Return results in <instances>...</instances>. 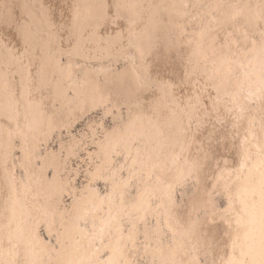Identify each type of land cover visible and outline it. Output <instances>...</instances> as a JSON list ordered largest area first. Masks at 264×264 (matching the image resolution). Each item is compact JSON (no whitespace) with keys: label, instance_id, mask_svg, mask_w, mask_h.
Returning a JSON list of instances; mask_svg holds the SVG:
<instances>
[{"label":"rangeland","instance_id":"374dc122","mask_svg":"<svg viewBox=\"0 0 264 264\" xmlns=\"http://www.w3.org/2000/svg\"><path fill=\"white\" fill-rule=\"evenodd\" d=\"M251 1L0 0V264H264Z\"/></svg>","mask_w":264,"mask_h":264},{"label":"bare ground","instance_id":"6f19581e","mask_svg":"<svg viewBox=\"0 0 264 264\" xmlns=\"http://www.w3.org/2000/svg\"><path fill=\"white\" fill-rule=\"evenodd\" d=\"M247 2L246 3H243V4H245L244 6V8H243V15L241 16V21H240V23H239V25H240V29H241V33L240 34H237V37L236 36H234L235 37V39L236 40H239V43L241 44V48L243 49V50H246L245 48H247L248 49V42L249 43H251V42H253L254 41V39H255V37L254 38H250L252 35H254L255 34V32H256V30H255V27H256V15H254L253 17H252V15L253 14H251V13H253L252 12V8H251V6H250V4H251V0H246ZM6 2V1H5ZM244 2V1H243ZM254 2V1H253ZM11 4V3H10ZM259 4V3H258ZM27 5V4H26ZM40 5V4H39ZM39 5H38V8H40L39 7ZM1 6V5H0ZM23 6V5H22ZM243 6V5H242ZM4 7V6H3ZM30 7V6H29ZM258 7H259V5H258ZM257 7V9H258V11H259V8ZM31 8V7H30ZM201 8V7H200ZM4 9V8H3ZM41 9V8H40ZM110 9V8H109ZM191 9V8H190ZM10 10V9H9ZM192 11H191V13L190 14H192V12L193 11H196L197 13L200 11H198V7L197 8H195V7H192V9H191ZM22 11V10H21ZM39 11V10H38ZM255 13H256V8H255V10H253ZM4 12H6V11H4ZM40 12V11H39ZM11 13H12V11H11ZM49 14V13H48ZM236 14V13H235ZM178 15V14H177ZM198 15V14H197ZM196 15V16H197ZM54 17V16H53ZM191 17V16H190ZM189 17V18H190ZM43 18V17H42ZM97 18V17H96ZM189 18H188V20H189ZM93 21H95V20H93ZM98 21V20H97ZM258 21H259V17H258ZM257 21V22H258ZM85 23V22H84ZM234 23V22H233ZM98 24V23H97ZM229 24V23H228ZM91 25V24H90ZM93 25V24H92ZM95 25H96V23H95ZM225 25H227V24H225ZM224 25V26H225ZM229 25H231V24H229ZM229 25H227V26H225L224 28H226V30L225 31H228L227 30V28L228 27H230V28H233L234 26H229ZM45 26V25H44ZM245 30H244V29ZM249 28V29H248ZM260 28V31H261V34H260V32L259 33H257V42H259V50L258 51H256V54L254 55V59L256 60L255 61V63L256 62H259V64H257L256 66V72H258L257 73V75L259 76V78H262V77H264V43L262 42L263 40H264V26H262V27H259ZM21 29V28H20ZM36 29V28H35ZM35 29H34V31H35ZM248 29V30H247ZM103 33H104V31H103ZM238 33V32H237ZM245 34L244 36L242 35V34ZM32 34V33H31ZM216 34V33H215ZM28 35V34H27ZM215 36V35H214ZM241 36V37H240ZM210 38V37H209ZM40 40V39H39ZM205 40V39H204ZM75 41V40H74ZM79 41V40H78ZM223 41H224V39H223ZM222 41V42H223ZM226 41V40H225ZM224 41V42H225ZM201 42V41H200ZM211 43H212V41H210ZM227 42V41H226ZM22 44V43H21ZM40 44V43H39ZM82 44V43H81ZM23 45V44H22ZM222 47H225L226 49H227V47H226V45H223V46H221V48ZM250 47V46H249ZM44 48V47H43ZM159 48V47H158ZM30 49V48H29ZM98 49V48H97ZM229 49V48H228ZM45 52V51H44ZM43 52V53H44ZM96 52V51H95ZM157 53V52H156ZM92 54V53H91ZM197 54V53H196ZM254 54V53H253ZM236 56V55H235ZM255 56L257 57V58H255ZM92 57V56H91ZM96 57V56H95ZM171 57V56H170ZM193 57H195V56H193ZM94 58V57H93ZM224 58V57H223ZM98 59H99V57H98ZM150 59V58H149ZM198 59V58H197ZM196 59V60H197ZM234 59V58H233ZM243 60H244V62H243ZM249 59H247V58H242V60H240L239 62H238V64H240V66H243L244 67V65H246L247 64V62H249L248 61ZM225 61V60H224ZM236 61V60H235ZM17 62V61H16ZM15 62V63H16ZM196 61H194V63H195ZM201 62V61H200ZM199 62V63H200ZM234 62V61H233ZM261 62H262V64H261ZM14 63V64H15ZM193 63V62H192ZM222 63V62H221ZM252 63V62H251ZM250 63V64H251ZM167 64V63H166ZM196 65H197V63H195ZM207 64V63H206ZM162 65V64H161ZM20 66V65H19ZM208 66V65H207ZM207 66H205V67H207ZM215 66V65H214ZM192 67V66H191ZM195 67V66H194ZM205 67H203V65L201 64L200 66L198 65V69H200L199 70V72H201L202 71V73L204 74V78H205V80H210V79H212L211 80V82L213 81L214 82V80H215V82H214V84H212V86L213 87H215L214 89V91H216V90H218V95L220 96L221 94H224L223 96H225L226 94H229L230 92H229V90H230V87H228L227 86V84H230V81L232 80L231 78H233V76H234V72L232 73V72H228V73H230V74H228L227 75V77H226V82L225 81H223L222 80V77H221V80H220V82H216V77H217V73H220L221 72V69H218L216 66H215V68L214 67H208L206 70L204 69ZM247 67H249V66H247ZM17 68H18V62H17ZM20 68V67H19ZM220 68V67H219ZM134 69V68H133ZM169 69V68H168ZM22 70V69H21ZM21 70H19V71H21ZM206 71H207V73H208V77L206 76ZM24 72V71H23ZM42 75V74H41ZM138 76V75H137ZM258 78V79H259ZM214 79V80H213ZM228 79V80H227ZM231 79V80H230ZM25 80V79H24ZM141 80V79H140ZM219 81V80H218ZM20 82H21V79H20ZM23 82V81H22ZM176 82V81H175ZM204 82V81H203ZM218 83V84H217ZM227 83V84H226ZM27 85V84H26ZM208 85V84H207ZM231 85V84H230ZM251 87H255V85H253V86H251ZM252 91H253V89H252ZM232 92V91H231ZM255 94V93H254ZM26 95V94H25ZM222 96V97H223ZM218 97V96H217ZM221 97V98H222ZM228 97V96H227ZM229 97H231V95L229 96ZM228 99V98H227ZM231 101V100H230ZM28 102H30V101H28ZM232 102V101H231ZM230 104H232V103H230ZM14 105V104H13ZM227 109V108H226ZM102 110V109H101ZM138 111V110H137ZM202 116V115H201ZM203 117V116H202ZM201 117V118H202ZM200 118V119H201ZM160 123V122H159ZM199 123H201V122H199ZM211 126V125H210ZM206 127V126H205ZM201 129V128H200ZM209 129V128H208ZM205 130V129H204ZM207 130V129H206ZM211 130V129H210ZM186 135V134H185ZM219 135V134H218ZM97 136V135H96ZM176 136V135H175ZM172 138V137H171ZM204 138V137H203ZM202 138V139H203ZM217 138V137H216ZM219 138V137H218ZM177 139H178V137H177ZM205 141V140H204ZM174 142V141H173ZM152 143V142H151ZM200 143V142H199ZM236 143V142H235ZM173 144V143H172ZM209 145H210V143H209ZM168 147V146H167ZM201 147V146H200ZM166 149H168V148H166ZM173 150H175V148L173 149ZM236 150V149H235ZM119 151V150H118ZM143 151V150H142ZM163 151V150H162ZM195 151V150H194ZM138 152V151H137ZM145 154V153H144ZM163 154V153H162ZM160 155V154H159ZM237 156V155H236ZM110 158V157H109ZM165 158V157H164ZM240 158V157H239ZM163 159V158H162ZM142 160V159H141ZM237 161V160H236ZM157 162V161H156ZM184 163V162H183ZM147 164V163H146ZM153 165V164H152ZM155 166V165H154ZM233 166V165H232ZM99 170V169H98ZM97 170V171H98ZM211 171V170H210ZM183 172V171H182ZM181 172V173H182ZM97 174V173H96ZM156 174V173H155ZM80 175V174H79ZM100 175V174H99ZM93 177V176H92ZM92 180V179H91ZM221 182V181H220ZM209 183V182H208ZM235 183V182H234ZM92 185V184H91ZM172 188V187H171ZM206 188V187H205ZM222 191V190H221ZM199 192V191H198ZM95 193V192H94ZM188 193V192H187ZM188 195V194H187ZM227 196V195H226ZM219 199V198H218ZM154 202V201H153ZM195 202V201H194ZM207 202V201H206ZM209 203V202H208ZM153 204V203H152ZM195 204V203H194ZM189 205V204H188ZM210 207V206H209ZM156 208V207H155ZM184 208V207H183ZM166 209V208H165ZM201 211V210H200ZM96 212H97V210H96ZM155 212V211H154ZM150 215V214H149ZM215 217V216H214ZM192 218V217H191ZM199 219V218H198ZM233 219V218H232ZM177 220V219H176ZM148 221V220H147ZM224 224V223H223ZM179 225V224H178ZM205 227V226H204ZM146 228V227H145ZM221 228V227H220ZM226 229V228H225ZM210 231V230H209ZM217 233V232H216ZM232 233V232H231ZM196 235V234H195ZM205 235V234H204ZM203 235V236H204ZM220 235V234H219ZM228 235V234H227ZM190 236V235H189ZM196 237V236H195ZM222 237H224V236H222ZM217 238V237H216ZM226 238H228V236L226 237ZM193 239V238H192ZM220 239H221V237H220ZM220 239H219V241H220ZM195 240V239H194ZM230 240H232V239H230ZM185 241V240H184ZM213 241V240H212ZM228 241V240H227ZM192 242V241H191ZM202 242V241H201ZM221 242H223L222 240H221ZM141 243V242H140ZM204 243V242H203ZM218 243V242H217ZM210 244V243H209ZM214 245H212L213 247L215 246V244L216 243H213ZM228 244V243H227ZM210 245V246H211ZM221 245V244H220ZM222 245H223V243H222ZM22 246V245H21ZM159 246V245H158ZM191 246H193V245H191ZM211 246V247H212ZM133 247V246H132ZM213 247H212V249H213ZM216 247H217V244H216ZM215 247V248H216ZM219 247H221V246H219ZM222 247H224V246H222ZM221 247V248H222ZM214 248V249H215ZM224 248H226V246L224 247ZM227 248H229V247H227ZM193 249H195V248H193ZM205 249V248H204ZM211 250V249H210ZM222 250V249H221ZM194 251V250H193ZM220 251V250H219ZM214 252V251H213ZM218 252V251H217ZM21 253H23V252H21ZM227 253V252H226ZM206 255V254H205ZM227 255V254H226ZM115 255L113 254V257H114ZM197 256H198V254H197ZM204 256V255H203ZM210 256V255H209ZM219 256V255H218ZM217 256V257H218ZM201 257V256H200ZM180 258V257H179ZM182 258V257H181ZM180 258V259H181ZM185 258V257H184ZM179 259V260H180ZM183 259V258H182ZM181 259V260H182ZM221 259V258H220ZM180 260V261H181ZM212 260V259H211ZM215 260V259H214ZM222 260H224V259H222ZM134 261H135V259H134ZM206 261V260H205ZM217 261V260H216ZM110 262H111V259L109 258V262H108V264H110ZM168 262V261H167ZM171 262V261H170ZM185 262V261H184ZM188 262V261H187ZM204 262V261H203ZM208 262H209V260H208ZM214 262V261H213ZM223 262V261H222ZM20 263V262H19ZM178 263H180L179 261H178ZM205 263V262H204ZM212 263V261L210 262V264ZM137 264H139V263H137ZM169 264V263H168ZM172 264V263H171ZM177 264V263H176ZM183 264V263H182ZM189 264V263H188ZM194 264V263H193ZM208 264V263H207ZM213 264H215V262L213 263ZM221 264V263H220Z\"/></svg>","mask_w":264,"mask_h":264},{"label":"water","instance_id":"95a60500","mask_svg":"<svg viewBox=\"0 0 264 264\" xmlns=\"http://www.w3.org/2000/svg\"><path fill=\"white\" fill-rule=\"evenodd\" d=\"M190 12V11H189ZM199 19H200V16H196V11H193L192 14H191V17L188 18L184 21V23H182L181 25L187 29L188 28V24H191L193 25L194 23L197 24L199 22ZM233 36V35H232ZM229 38H232L229 34Z\"/></svg>","mask_w":264,"mask_h":264}]
</instances>
